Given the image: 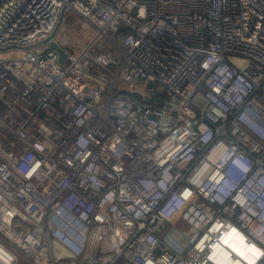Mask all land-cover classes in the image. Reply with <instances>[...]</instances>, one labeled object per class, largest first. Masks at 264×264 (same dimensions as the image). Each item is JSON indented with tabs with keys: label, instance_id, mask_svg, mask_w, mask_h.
<instances>
[{
	"label": "built area",
	"instance_id": "1",
	"mask_svg": "<svg viewBox=\"0 0 264 264\" xmlns=\"http://www.w3.org/2000/svg\"><path fill=\"white\" fill-rule=\"evenodd\" d=\"M263 204L264 0H0V264H264Z\"/></svg>",
	"mask_w": 264,
	"mask_h": 264
},
{
	"label": "rangeland",
	"instance_id": "2",
	"mask_svg": "<svg viewBox=\"0 0 264 264\" xmlns=\"http://www.w3.org/2000/svg\"><path fill=\"white\" fill-rule=\"evenodd\" d=\"M64 21L61 24V28L56 29L55 31V36H57V38H59L61 36H65L64 39H68V40H74L76 37H78L80 34V29H78L77 22L80 19V17L68 10H64ZM106 33L108 35H112V30L110 28H106ZM115 38H117L115 36ZM111 47L113 46V43L111 42V40L104 34H100L95 42L92 44V47L90 48V50H94L100 47ZM20 51L19 50H13V49H8V50H4L2 51V53L7 54V55H18ZM119 86L124 85V81L122 80H118L117 81ZM155 87L160 90L161 85L157 82L154 83ZM138 88H140V86H138ZM141 89V88H140ZM180 226L184 225V222L182 221H178Z\"/></svg>",
	"mask_w": 264,
	"mask_h": 264
},
{
	"label": "water",
	"instance_id": "3",
	"mask_svg": "<svg viewBox=\"0 0 264 264\" xmlns=\"http://www.w3.org/2000/svg\"><path fill=\"white\" fill-rule=\"evenodd\" d=\"M50 45L55 47L58 50V55H59V58H60L61 55H62V48L60 46H58L55 42H50ZM118 91L122 92L124 94H127L129 96H133V97H138L139 96L138 92L133 91V90H129V89L123 88V87L119 88Z\"/></svg>",
	"mask_w": 264,
	"mask_h": 264
},
{
	"label": "bare ground",
	"instance_id": "4",
	"mask_svg": "<svg viewBox=\"0 0 264 264\" xmlns=\"http://www.w3.org/2000/svg\"><path fill=\"white\" fill-rule=\"evenodd\" d=\"M263 212H264V204H263ZM232 251H236L237 253L238 252L241 253V249L239 247L235 246V245H232V249H230V252H232ZM223 253H225L223 255H227L228 254L226 250H223ZM219 263L220 264H229L225 259H223L222 262H219ZM234 263L235 264H241L239 259H237V258L234 259Z\"/></svg>",
	"mask_w": 264,
	"mask_h": 264
}]
</instances>
